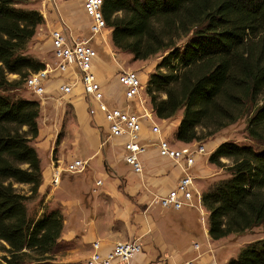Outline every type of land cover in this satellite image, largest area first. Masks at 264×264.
Here are the masks:
<instances>
[{
  "label": "trees",
  "instance_id": "trees-1",
  "mask_svg": "<svg viewBox=\"0 0 264 264\" xmlns=\"http://www.w3.org/2000/svg\"><path fill=\"white\" fill-rule=\"evenodd\" d=\"M29 1L0 0V251L7 264L52 259L63 227L58 209L39 217L29 212L42 182L31 144L39 102L16 96L11 91L20 80L7 79L13 73L24 81L44 68L22 53L43 23L38 10L22 6ZM102 13L112 44L132 60L164 53L146 92L158 118L182 110L178 141L205 140L248 115L246 131L256 145L224 141L214 148L208 162L225 167L228 176L203 192L201 202L212 239L264 230V0H103ZM60 139L58 133L54 160ZM226 264H264V237Z\"/></svg>",
  "mask_w": 264,
  "mask_h": 264
},
{
  "label": "crops",
  "instance_id": "crops-1",
  "mask_svg": "<svg viewBox=\"0 0 264 264\" xmlns=\"http://www.w3.org/2000/svg\"><path fill=\"white\" fill-rule=\"evenodd\" d=\"M57 18L55 14L54 25L58 23ZM109 61V59L107 61L97 57L94 60V72L110 102L125 106L126 102L121 94L122 88L117 78L112 82H105L106 75L109 74L105 73L109 69L107 67ZM135 61L141 62L142 60ZM113 70L114 68L111 66L110 71ZM143 75L145 76V74ZM147 79L148 75H146V82ZM115 91L118 92L114 93ZM65 103L70 105L69 109L75 111L80 121V129L78 134H75L76 138L72 140L73 144L66 143L67 138L72 136V134H63L56 147V160L52 159V144L55 142L57 134H49L42 139V142L47 145L44 150L34 146L40 158L42 169V182L38 187L37 199L43 200V203H46L49 208L59 209L64 217L58 241L71 242L75 247L81 244L84 252L89 255L92 251L91 243L94 241H99L103 248L109 249L115 242L137 238L142 244V252L136 254L129 264H177L187 260L184 259V255L194 252H196V255L188 259H194L195 257L197 261L206 264H211L215 260L217 264H225L230 256H235L238 253L240 250L239 246H237L238 244H234L236 245L235 247L232 244L229 250L225 248L228 255L226 253L223 254V251H217L218 241L221 239L225 240L224 238L229 235L220 239H212L208 234L207 225L203 226L201 234L186 227L193 238L183 249H178V246L185 240L184 235H188L185 231H183L182 237L171 239L170 242H167L161 233L158 232V226L148 213L153 205L159 203L152 202L151 194L147 196L146 193H138V190L136 191V187L132 184L141 180L143 187L145 185L144 178H147V185L155 192L152 191L151 193L159 197L175 187L181 176L179 167L171 160L160 157L156 147L152 145L151 148L148 147L142 154V166L143 168L146 167V174L143 175L142 173L139 178V175H134L135 173L133 172L127 179L116 168V160L118 159H113L114 156L110 145L105 144L104 139L107 137V130L103 117L100 114L95 117H91L88 114L87 104L82 96H79V90L73 94V97H67ZM160 120L164 122L171 121V119ZM179 120L180 117L177 120H173L170 127L172 128L170 130L171 139L175 140L176 143L180 142L175 138V130ZM144 133L148 134L147 131H144ZM41 136L43 137V134H39L38 128L36 139ZM82 138L85 142L86 151L84 159L90 161L88 163L90 169L86 175H76L80 179L79 181L63 175L60 183L53 185L51 179L54 174V168L58 164L59 166L61 165L60 161H63L67 156H71L69 158L83 159L71 150V148L81 145ZM65 145L68 147L66 148ZM215 147L216 144H212L208 152L210 153ZM39 150H43L45 153L44 159L40 155ZM207 157L203 163H196L191 172L197 182L200 180L202 190L205 188L207 180L209 181L210 178L216 180L215 177L218 175V167L209 163ZM91 160L96 161L97 164H91ZM93 173H96V178L93 177ZM98 180L100 181L99 184H97ZM121 182L126 185L118 188ZM86 196L90 200L89 204L86 203ZM142 203H144V208L141 207ZM107 213L108 215H104ZM178 219L184 226L186 219L182 215L178 216ZM170 223L171 220L169 219L168 224ZM148 236L150 240L145 241ZM172 242L175 243L172 244ZM194 243L198 244L197 250L193 247ZM74 246L70 251L74 250ZM72 253L74 252L69 253V258H71L70 255H73Z\"/></svg>",
  "mask_w": 264,
  "mask_h": 264
},
{
  "label": "rangeland",
  "instance_id": "rangeland-1",
  "mask_svg": "<svg viewBox=\"0 0 264 264\" xmlns=\"http://www.w3.org/2000/svg\"><path fill=\"white\" fill-rule=\"evenodd\" d=\"M22 6L25 8L36 9L43 16V23H42L43 25L40 24L37 26L34 36L27 42V44L25 45V49L22 51L24 55H27L37 61H40L43 63H45V61L46 62L51 61L50 32L54 29H61L62 27H64V25L67 28H69V30H71L72 33L76 37H78V39L89 40V43L92 45L94 50L97 51V57L103 60H107V61L108 59L110 60L109 64H107V67H109V69L105 72V73H109L108 75H106L105 82H109V81L112 82L116 80L117 73L119 72L121 68L125 70L130 69V70L138 71V73L142 76L145 82L146 75H148L149 77V74L154 71V67L156 63L159 61L160 57L164 54L163 52L157 53L149 57L146 60H142L141 62H136L132 60L130 54L119 51L112 44L110 27L106 26L102 30L101 33H97V34L92 33V31L90 30L91 20L90 18L85 16L83 12L82 0H30L27 4H24ZM55 14L58 17L57 18L58 23L54 25ZM111 66H113L114 68L113 71H110ZM143 74H145V76ZM69 75H72L73 79L72 78L66 79V77H68L67 73L57 74V73L50 71L49 78L46 83V90H45L46 93L43 94V96L41 97H35L32 91L28 87L25 86V81H23L19 75L13 74V73L7 74V79L9 81L20 80L19 85L11 91L12 93H15L16 96L18 97H22L26 99H33L39 102V117L37 118V124L39 128V134H43V137L41 136L39 139L35 138L31 142V144L35 147H40V149L44 150L45 146L47 145H45L42 142V139L47 137L49 134H58V133L61 134V138L63 134H72V136H70L66 140V143L68 142V144L72 145L73 144L72 140L76 138L75 134H78L79 132L78 130L80 129L79 128L80 121L77 117V114L75 113V111L69 109L70 105L66 104L65 101L67 97H70V96L73 97V94H75L78 90H80V81L77 80L76 74L70 73ZM73 80H74L73 87L75 88L74 92L69 95H63L61 91L59 90V86L61 82H69V81L73 82ZM116 92L118 91H115L114 93ZM79 96H81V93L79 94ZM108 102L110 104H113L110 102L109 98H108ZM149 102L150 101L148 98V103ZM115 105H119V104L115 103ZM122 107H126V104L125 106H122ZM181 116H182V110H179L173 118H168V119H171V121L164 122L157 117L156 121L158 125H160L163 132L167 133L168 138L171 139L172 137V134L170 132V130H172V128H170L172 125V121L177 120L178 117L181 118ZM247 117L248 115L242 116L241 118L237 119L235 122L213 133V135L206 138L205 140H201L198 142L194 141L193 143L202 144L205 148L204 154L196 155L195 164L203 163L205 161L206 157L209 156V154L214 150L213 149L210 153L208 152L212 144H216L217 146L218 144L224 141H231V142H236L239 144H249V145L255 146L256 143L253 141L252 138L248 136L247 131H246ZM104 140H105V144L110 145V148L112 150V155L114 156L113 159L115 158L118 159L116 160V168L121 172V174H124L126 178L128 179L130 177V174L131 173L133 174L134 171L130 167V165L124 162L122 158L123 151L121 149V146L117 143V141L113 139H108L106 137ZM80 143L82 146L80 145L75 148H71V150H73L75 154L77 153L79 157H82L83 159L81 160H84L87 162L86 163L87 167L83 171H78V172H73V173L69 172L66 170L67 164L73 159H80V158H74V157L69 158L71 156H67V158L65 157L63 161H60L61 165L59 166V164L56 163L58 165H56V167L54 168V170L57 169L60 173V180L57 184L60 183L63 175H66L68 177L73 178L76 181H79L80 179L77 178L78 176L76 175H79V174L86 175V173L90 169V167H88V163L90 161L88 159L87 160L84 159L86 155V151H85V142L83 138L81 139ZM183 144L184 142H181V141L177 143L176 141L174 142V145L177 148L184 146ZM65 146L66 148L68 147L67 145ZM54 147H55V142L52 144L53 149ZM149 147L151 148L152 146H149ZM43 150H39V153L44 159L45 153L43 152ZM55 158H57V152L55 154ZM207 160H208V157H207ZM220 160L226 166L230 165L231 161L229 159L221 158ZM91 164L96 165L97 163L96 161L91 160ZM193 167L190 170L191 172L193 170ZM224 168L225 167H218V175L215 177L216 180H212L211 178L209 179V181L207 180V184H205L206 186L203 190L200 186V180L198 182L195 180V186L200 191L201 195L211 185H213V183H216L218 179L226 178L228 176V173L226 172ZM134 173H135L134 175L138 174L139 176L138 175L137 176L140 178V176H142V173L143 175L146 174V167L142 168V172L140 173L134 172ZM95 174L94 173L92 174L94 178L97 177V175ZM146 179L147 178H144L145 185H143V187L141 184L142 183L141 180L139 182H134L132 185L136 187L135 189L136 191L138 190V193H146L147 196H150L151 194L152 202L159 203L158 202L159 197L163 195H160L159 197H157V195L155 196V194L153 195L151 193L153 190L151 189V187L147 185ZM124 180L127 181L125 178ZM99 183L100 181L98 180L97 184ZM123 185L124 183L121 182L120 187L118 188H121ZM27 186L28 185H21L19 188H23L26 191L28 188ZM157 194H160V193H157ZM126 196H129V195H126ZM86 203L88 204L90 203V200L87 199V196H86ZM201 204L202 202L200 203V206L197 204L198 207L182 206V208L180 209H173L170 207H163L160 204H155L149 209L148 213L150 214V216L152 217V219L158 226L159 228L158 232L161 233V235L163 236L165 240H167V242H170L171 239H178L179 237H182L183 231H185L188 234V235H184L185 240L182 242V244L178 246V249H183L188 243H190V241L193 238V236L189 233L186 227L192 230H195L199 234H201L203 230V226L207 225L206 218L208 216V210L205 209L203 205L201 206ZM27 206H28L29 212L31 214H34L36 217H39L44 212L45 209L46 210L57 209V208H49V206L46 203H43V200L41 199L38 200L37 198L29 201ZM141 207L144 208V203H142ZM104 215H108V213ZM181 215L186 219V223L184 222V226L181 224L180 220L178 219V216H181ZM169 219L171 220L170 224H168ZM263 237H264V230L262 226H256L252 229L245 231L242 234H234V233L229 234L227 238H224L225 240L221 239L219 240L220 242L218 241V247L216 250L219 252L223 251V254L226 253V255H228L226 250L227 249L229 250V247L232 244H233V247L236 246L234 244H238L237 246H239V248L241 249L246 244L254 240L263 238ZM136 240L138 241L137 238ZM146 240H150L149 236L145 238V241ZM232 240L233 242H231ZM120 242H124V241H120ZM116 243L118 242H115L113 246ZM174 243L175 242H172V244ZM73 246L74 245L71 242L58 241V247L54 250V252L51 253L52 259H49L43 262L28 263V264H70V263L84 264L85 259H87L91 253L89 255L88 253H85L83 250V245L81 244L77 245V247L74 246V250L70 251L73 248ZM100 246L103 248L101 243H100ZM113 246L111 248H113ZM193 247L197 250L198 244L194 243ZM111 248L109 249L103 248L100 252L102 254H105L106 252L111 250ZM216 250H213V251H216ZM70 252H74L72 253L73 255H70L71 258H69ZM140 252H142V244H141ZM4 254L5 252L0 251V264H7L5 259H3ZM237 254L235 256H230V258L236 257ZM194 255H196V252L189 253V254L187 253V255H184L185 256L184 259L192 260L195 264H206V263L197 261L195 257L194 259H188V258L193 257ZM230 258H228V260H230ZM131 259L128 260L127 262H122L116 259L114 260V264H126V263L129 264ZM187 260H184V261H187ZM228 260L226 261V263L228 262ZM184 261H181V262H184ZM215 261H213L211 264H217ZM181 262H178V263H181Z\"/></svg>",
  "mask_w": 264,
  "mask_h": 264
},
{
  "label": "built area",
  "instance_id": "built-area-1",
  "mask_svg": "<svg viewBox=\"0 0 264 264\" xmlns=\"http://www.w3.org/2000/svg\"><path fill=\"white\" fill-rule=\"evenodd\" d=\"M103 0H82V9L91 20L92 33H101L107 26L102 13ZM65 28V30H64ZM51 61L44 63V68L30 72L24 78L35 97L45 94L49 72L57 74H76L80 81L79 94L87 104L88 114L95 117L100 114L106 123L107 138L117 141L123 151L124 162L134 172H142V154L149 146H155L158 155L173 161L180 169L181 176L174 188L159 197V204L163 207L180 209L182 206H200L201 194L195 186V177L191 168L196 162V155L205 153V148L199 143H184L182 147H175V140L168 138L167 134L157 123V116L148 103L146 81L136 70L120 69L117 81L122 88V96L126 107L110 104L101 82L94 72V60L97 51L89 40H80L65 25L61 29L50 32ZM73 79V78H72ZM73 82H61L59 90L63 95L74 92ZM81 91V92H80ZM147 131L148 134L144 133ZM154 136V137H153ZM87 162L81 159L70 161L66 170L69 172L83 171ZM60 173L54 170L51 183L57 185ZM202 206V204H201ZM196 246V245H195ZM91 254L84 264H114L118 259L127 262L141 251V244L136 240L116 243L111 250L102 254V247L98 241L91 243ZM127 264V263H126ZM178 264H195L187 260Z\"/></svg>",
  "mask_w": 264,
  "mask_h": 264
}]
</instances>
